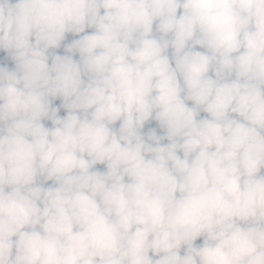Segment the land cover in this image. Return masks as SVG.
Returning a JSON list of instances; mask_svg holds the SVG:
<instances>
[{
	"label": "clouds",
	"instance_id": "obj_1",
	"mask_svg": "<svg viewBox=\"0 0 264 264\" xmlns=\"http://www.w3.org/2000/svg\"><path fill=\"white\" fill-rule=\"evenodd\" d=\"M0 264H264V0H0Z\"/></svg>",
	"mask_w": 264,
	"mask_h": 264
}]
</instances>
